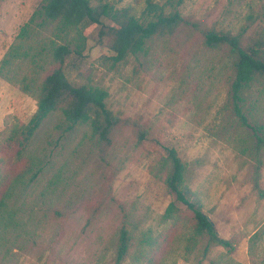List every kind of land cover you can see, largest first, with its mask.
I'll return each mask as SVG.
<instances>
[{"label":"rangeland","instance_id":"rangeland-1","mask_svg":"<svg viewBox=\"0 0 264 264\" xmlns=\"http://www.w3.org/2000/svg\"><path fill=\"white\" fill-rule=\"evenodd\" d=\"M41 1L2 0L0 64ZM91 1L129 7L143 19L144 0ZM263 9L264 0H183L180 6L185 16L217 30L237 34L250 24L245 43L251 46L264 38ZM110 23L102 18L88 35L86 56L69 58L64 70L76 84L106 88L108 107L140 123L147 139L139 142L133 128L123 126L108 166L98 155L90 127L78 124L68 130L64 117L56 112L45 119L23 156L10 158L1 146L15 123L29 122L37 100L0 76V197L7 193L19 221L17 227L0 231V264H114L124 212L137 237L170 238L157 264H264V149L260 193L254 189L253 129L264 127L263 83L254 82L243 91L242 111L252 127L245 126L234 109L235 70L227 51L208 48L198 37L166 36L149 42L147 54L117 63L107 39H100ZM45 29H38L29 41L45 36ZM261 52L264 55V45ZM33 73L31 63L22 59L5 72L18 79ZM46 74L42 70L37 78ZM259 134L264 136V129ZM167 146L174 147L185 162V183L202 210L233 245L214 248L202 262L203 240H190L191 216L183 213L185 218L177 224L164 219L168 205L175 201L160 169ZM30 159L35 161L33 168L41 171L35 178L33 171L18 175ZM124 264L144 263L136 262L133 253Z\"/></svg>","mask_w":264,"mask_h":264},{"label":"trees","instance_id":"trees-1","mask_svg":"<svg viewBox=\"0 0 264 264\" xmlns=\"http://www.w3.org/2000/svg\"><path fill=\"white\" fill-rule=\"evenodd\" d=\"M1 2L2 0L0 5ZM144 2L141 19L131 8H115L107 1H99L97 4H93L91 0L41 1L30 20L21 28L18 43L9 48L0 64L1 77L37 100V110L29 122L15 123L1 146L11 153L10 158L20 159L45 119L56 112L64 117L68 130L78 124L90 127L92 136L97 139L98 155L108 166H111L108 157L115 137L122 133L123 126H131L139 142L147 139L148 133L140 123L131 118H123L108 107L109 92L106 88L91 83L76 84L68 79L64 70L69 58L81 59L86 56L88 35L96 26L101 25L103 17L110 19L111 23L107 30L100 32V39H107V46L117 63L125 61L131 55L147 54L149 42L166 36L178 40L198 37L201 44L208 48L227 51L232 57L235 70L231 85L234 109L241 123L252 127L242 111L241 103L244 102L243 91L254 82L264 85V55L261 52L264 38H257L251 46L245 43V33L250 24L234 34L185 16L180 10L183 0ZM249 21L253 23L251 16ZM38 29H45L48 33L39 40L30 42ZM256 33L259 32L256 30ZM18 59L31 63L34 71L32 77L23 76L18 79L5 74L8 67ZM42 70H47V74L39 80L37 76ZM253 129L257 137L254 189L263 193L259 181L263 167L260 152L264 149V136L259 133L264 127L257 126ZM165 150L166 154L161 156L160 169L165 175L163 182L174 194L176 202L168 205L164 219L177 224L185 218L183 213L191 216L193 230L190 240L197 243L203 240L199 262L204 261L214 248H232L231 241L219 235L214 222L204 213L199 200L185 183L186 164L177 150L172 146H167ZM34 164V160H26L27 167L18 175L23 176L33 171L31 178H35L41 169H34ZM106 188V193H110L109 184H106ZM7 199V193L0 197L1 232L19 225L16 210ZM114 200L111 197V201ZM178 203L185 209L178 207ZM118 206L124 210L123 205ZM169 244L170 238L164 234L137 237L130 228L128 213L124 212L118 228L113 263L124 264L134 253L138 263L157 264L162 258L159 257V252Z\"/></svg>","mask_w":264,"mask_h":264}]
</instances>
